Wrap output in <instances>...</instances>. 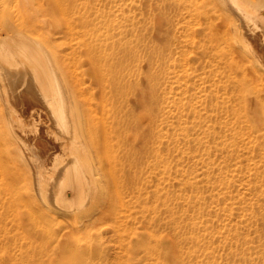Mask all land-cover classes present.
Here are the masks:
<instances>
[{"label":"rangeland","instance_id":"rangeland-1","mask_svg":"<svg viewBox=\"0 0 264 264\" xmlns=\"http://www.w3.org/2000/svg\"><path fill=\"white\" fill-rule=\"evenodd\" d=\"M203 4L211 5L209 0ZM188 7V0H0V38L14 36L15 32L5 29L7 21L14 24L30 17V22L40 25L32 35L38 36L48 61L59 63L69 76L73 74V55L65 43L64 29L86 15L105 19L95 30L113 46L118 45L117 33L122 29L127 44L122 50L127 83L134 82L137 73V81L148 89L151 76L154 98L149 103L139 101V90L136 102L131 96L128 102L116 103L121 111L130 107L137 116L148 114V120L137 119V162L132 167L125 164L124 176L130 181L119 188L123 206L109 183L110 198L117 201L118 211L100 227L105 253L87 264H264V86L247 78V69L225 62V53L238 48L232 37L214 50L208 37L200 40L204 48L192 42L191 30L203 28V23L190 15ZM40 23L50 26V32L58 36L55 43H60L45 46V29ZM221 57L220 63L217 58ZM108 59L115 60L113 56ZM228 74L229 80L238 81L223 86L221 81ZM198 75L204 80L198 81ZM188 78L196 81L191 99ZM85 79L97 98V80ZM3 80L1 77L0 112L18 109L17 103H9ZM238 82L244 85L237 86ZM200 87L205 90L199 91ZM204 92L217 99L215 107L201 102ZM257 98L253 109L251 104ZM99 145L101 150L103 144ZM107 145L116 155L122 153L113 136ZM122 174L116 169L105 177L110 181ZM8 197L0 198V236L8 232L17 243L28 242L27 264H56L46 254L50 240H35L39 226L21 218L24 229L16 228L19 221L12 207H7ZM114 222L125 224V229H119L123 246L115 241ZM45 227L54 231L56 225ZM10 253L11 246L0 252V262Z\"/></svg>","mask_w":264,"mask_h":264},{"label":"bare ground","instance_id":"bare-ground-1","mask_svg":"<svg viewBox=\"0 0 264 264\" xmlns=\"http://www.w3.org/2000/svg\"><path fill=\"white\" fill-rule=\"evenodd\" d=\"M188 1L190 15L202 19L203 23V28L191 30L192 42L204 48L200 40L208 37L214 46L210 44V49L214 50L232 37L238 48L227 49V58L223 59L247 69V78L256 82L255 85L264 86V0H209V7H204L203 0ZM88 16L67 23L64 29L65 43L73 55L71 76L63 71L64 67L58 66L57 61L54 65L48 61L46 51L36 38L38 36L32 35L40 25L30 22V17L14 24L7 21L5 29L15 32L14 36L0 38V74L10 94L9 103L19 105L18 109L14 107L0 112V195L5 198L9 194L7 207H12L14 217L19 221L17 229H24L21 218H29L39 226L35 240H50L52 245L46 254L56 264H87L91 258L105 253L99 236L100 227L117 213L118 204L124 205L119 188L130 181L124 176L125 164L129 162L132 167L137 162V119L148 120V114L137 116L130 107L121 111L116 103L128 102L131 96L136 102L137 90L142 104L154 98L153 86L149 82L151 76L148 77L149 90L137 81V73L134 82L127 83L124 79L122 50L127 44L122 29L117 33L118 45L113 46L104 41L105 38H100L101 34L95 30L100 22L105 24V19H90ZM40 24L45 29L42 32L46 41L44 45H55L58 37L54 35L55 31L51 33L50 26ZM198 25L201 27L200 23ZM111 56L114 61H109ZM222 57L217 60L220 62ZM228 76L222 78L223 86L230 83ZM91 77H95L99 85L97 98L90 91L91 84L85 81ZM188 79L191 99L196 81ZM198 79L204 80V77L198 75ZM240 84L242 82L237 86ZM234 87L236 90V85ZM204 90V87L199 88V91ZM206 93H202L205 96L201 102L204 106L215 107L217 99ZM259 100L257 98L251 108H256ZM231 107L229 110L233 113ZM110 136L115 138L117 150L122 151L120 155L111 150V145L108 147ZM99 143L103 144L101 150ZM116 169L122 170V176L107 180L106 174ZM109 183L118 197V204L110 198ZM50 224L56 225L54 231L45 227ZM112 226L116 228L115 241L125 245L119 231L126 228L125 224L114 222ZM89 240H96V243ZM10 246L12 253L0 263L27 264L28 242L17 243L15 236L6 232L0 236V252ZM28 263L35 264L34 261Z\"/></svg>","mask_w":264,"mask_h":264}]
</instances>
